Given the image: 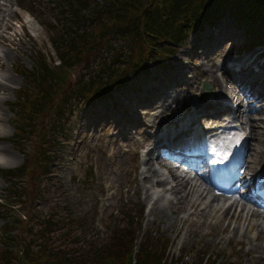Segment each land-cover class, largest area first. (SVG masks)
I'll use <instances>...</instances> for the list:
<instances>
[{
    "label": "rangeland",
    "instance_id": "obj_1",
    "mask_svg": "<svg viewBox=\"0 0 264 264\" xmlns=\"http://www.w3.org/2000/svg\"><path fill=\"white\" fill-rule=\"evenodd\" d=\"M76 1L0 0V245L4 231L15 236L20 233L29 239L36 227L33 219L56 211L58 215L54 218L59 223L48 228V242L60 245L65 251L77 249L80 257L86 246L90 251L114 242L117 245L113 256L123 258L119 250L124 245L115 237L129 227L131 236L126 240L134 242L132 257L148 246L154 253L161 251V257L165 254L167 257L163 258L172 263L180 259L187 264H203L207 258L208 264H264V252L253 248L254 244L264 242V234L252 239L256 230L250 228L248 235L252 240L243 239L244 218L234 217L240 224L238 234L234 235L235 220L218 222L211 212L200 213V207L188 205L170 212L169 202L175 198L164 191L170 186L164 182L148 189L157 179L153 169L167 175L170 168L163 164L169 161L153 157L151 151L140 152L142 147L148 150L151 146L156 127L180 128L178 117L182 121L192 119L187 128L193 124L204 127L206 114L191 112L198 104L210 101L204 98L208 93L202 90V83H210V77L204 71L201 73L198 66L211 68L228 93L237 90L235 66L230 68L228 64L237 59L240 75L255 77L257 89L261 90L264 47L237 52L235 46L243 38V29L225 14L190 33L167 62L158 57L142 75L130 73L126 85L113 92L112 97L89 104L74 94L75 88L86 84L87 77L95 81L102 75L105 77L106 73L98 67L103 56H110L111 61L114 56L110 53L121 58V54L129 55V50L123 39L115 44L113 34L107 33L106 41L102 35L92 50L84 56L79 54L69 68L59 65L62 50L72 46L67 40H77L80 24L72 17L71 10H79L81 16L84 12L81 7L91 11L97 7L92 0ZM94 27L98 32L99 27ZM214 33H220L219 38L209 42L208 37ZM224 33L225 37L220 39ZM116 57L109 62L111 68L122 66ZM46 64L54 68L55 75L66 80L56 79L55 75L37 80L36 69L45 70ZM224 67L228 72L223 71ZM159 89L162 92L154 100L142 99ZM213 89L216 91L218 87L213 85ZM45 93L49 96L46 101L42 99ZM29 97L43 105L38 118L32 120L27 117L28 105L20 102L22 99L31 102ZM253 102L264 110V100L256 98ZM248 114L256 120L245 158L257 172L264 169V112ZM56 121L63 124L64 138L52 151L47 142V145L42 143V138L44 132L52 133ZM17 127L24 128L19 136ZM34 146L51 154L46 161L47 170L27 164L31 154H36ZM22 166L28 167V171L6 172H16ZM156 204H166L165 217L152 212ZM233 210L229 213L233 214ZM29 217L32 220L28 221ZM19 218L25 221L18 224ZM182 218H186V223L177 220Z\"/></svg>",
    "mask_w": 264,
    "mask_h": 264
},
{
    "label": "trees",
    "instance_id": "obj_2",
    "mask_svg": "<svg viewBox=\"0 0 264 264\" xmlns=\"http://www.w3.org/2000/svg\"><path fill=\"white\" fill-rule=\"evenodd\" d=\"M92 1L97 4V7L92 11L81 7L80 9L84 10L81 16L79 10H71L72 17L80 24L77 29V40L75 42L67 40V43L72 46L66 51L62 50V54L58 56V64L63 65L64 69L69 68L79 54L84 56L91 51L102 35L106 41L107 33L113 34L115 44H118V41L121 42L122 39L126 42L130 57L121 54L120 58L110 53L109 55L114 56L111 61L116 57V60L122 64L119 68H111L109 65L111 61L108 60L110 56L101 58L98 67L103 74L106 73L105 77L102 78V75L98 81L87 77L88 82L74 90V94H79L89 104L112 97L113 92L119 91L126 85L130 73L136 76L142 75L148 71L150 63H156L158 57L167 62L169 55L175 52L178 45L185 43L190 33L202 28L208 22L213 23L225 14L232 17L238 28L241 26L243 29L240 50H247L254 46L264 47V0H103L102 3ZM76 2L81 3L82 1L77 0ZM94 26L99 27L98 32H95ZM107 43L110 44L108 41ZM85 44L88 46L83 49ZM44 69H36L37 80L55 75L56 71L51 66L46 64ZM55 76L63 82L66 80L62 76ZM47 94L45 93V97L42 98L44 101L49 98ZM29 98L31 102L26 99L20 102L28 105L30 114L27 117L32 120V117L38 118L37 113L41 111L43 105L41 102L38 105L35 98ZM76 101L78 102L77 99ZM59 111L60 108L56 109V115H59ZM17 128L20 131L16 129V135L19 136L24 128ZM63 129L62 122L56 121L50 135L43 133L42 143L47 142L53 151L54 146L64 138ZM34 148L36 154H31L32 157L30 156L31 159L29 157L27 164H32L36 169L47 170L46 161L50 159L51 154L46 151L41 152L37 146ZM39 155L41 158L38 157ZM28 169L22 166L17 168L16 172L13 170H6V172L18 174ZM57 215L56 211H51L46 216L33 219L32 223L36 227L29 239L20 233H16V237L4 231V238L0 245V264H187L180 259L174 263L171 260L168 262L163 258L167 257L165 254L161 257V251L154 253L149 250L148 246L147 250H138L135 257H132L134 242L126 240L127 236H131L129 227L123 231L122 235L117 234L115 237V240L124 245L122 250H119V252L122 251L123 258L113 256V250L117 245L114 242L90 251H87L86 246L80 257L76 254L77 249L65 251L60 245L48 242V228L52 224L59 223V219L54 218ZM19 219L18 224L25 221V219ZM29 220H32L31 217L28 218ZM123 234L126 237H122ZM203 264H208L207 258Z\"/></svg>",
    "mask_w": 264,
    "mask_h": 264
},
{
    "label": "bare ground",
    "instance_id": "obj_3",
    "mask_svg": "<svg viewBox=\"0 0 264 264\" xmlns=\"http://www.w3.org/2000/svg\"><path fill=\"white\" fill-rule=\"evenodd\" d=\"M8 2H10V0H7ZM7 4H5L6 6ZM199 69H201V73H203L202 71H204V75H207V77H210V83H212L214 86L216 85L218 87V89L216 91H214V89L212 88V91L209 92L206 97H204L205 99L210 100L209 102L207 101V103L205 104H198L197 106H195L193 108V110L191 111L192 114L193 113H197L200 111V113H211L212 111H215V109L218 108L219 106L223 105V100H222V96H224L227 100H232L235 98L236 100H239L238 103H236V100L234 101L237 105L236 107V111L238 117L241 119V123L245 124V125H250V134L248 133L249 137L251 138V131L252 134L255 133V128L254 127V122L256 120V117H250L248 113L250 114H259L264 112L263 108L260 107H255V102H253L256 98H260L261 100H264V85L260 86V89L262 87L261 90L257 89V87L259 86L258 83H255L256 81L251 80V81H245V79L241 78V80L235 82V90H230L227 92H225L223 90L222 84L219 82L218 78L215 76V73L213 72V70L211 68H204L203 65L198 66ZM231 68V65H230ZM206 69V70H205ZM225 70V72H228L227 68H223ZM151 79H154V77H152ZM245 81V82H244ZM245 83L247 84L246 88L243 89H239V84L241 86H243L242 84ZM213 87V86H212ZM245 87V86H244ZM162 92L161 89H159L157 92L152 93L153 95H149L146 97H142V99L144 100L145 98L149 99V100H154L155 99V95H157L158 93ZM253 100V101H251ZM197 102H198V98H197ZM233 102V103H234ZM190 114V115H192ZM175 116H177L176 114H174ZM181 118H178L176 121L180 120ZM193 122V121H192ZM245 129L247 130V128L245 127ZM173 130V129H172ZM171 128L167 129L166 133L168 132V134H166L165 136L161 135V137H159L160 141H165V142H169V144H175V145H180L182 143H184V140H186L187 143H190V139L189 134L188 135H184L183 138L177 136V133H174V131H172ZM162 131V130H161ZM160 131V132H161ZM201 130L198 129H194V131L192 132V135L197 134V132H199ZM175 134V135H174ZM256 151V150H255ZM1 153V150H0ZM257 153H259L257 151ZM248 154L251 155V152H249ZM252 156H254V154L252 153ZM1 157V154H0ZM245 161V159H244ZM243 161V163H244ZM148 162V160H146V163ZM250 162L247 160L245 161V166H244V173L245 174H251V172H253L254 170L250 168ZM242 169H243V165H242ZM255 169V168H254ZM153 171H155V176L157 177V179L152 182L154 183L153 186L149 187L148 189H155L156 187H158V185H161L165 182V184L169 185L170 187L168 188H164V191H167L168 193L174 195L175 200H171L170 203V212L175 213L176 209H181V208H187V206L189 205L190 207H200V213H203L205 215H207L208 212H211V214H213L212 216L216 218V221L221 222L223 219H229L230 220H235V218H237L241 213L239 212H245V215H243L244 218V223L243 225L245 226V230L243 232V234L241 235L243 239L249 240L251 241L252 239H257L258 237H260V235L264 234V215H262L261 213H259L258 211H254V210H250V211H243L244 209H246L244 206H242L243 202H242V196L240 193H234L232 194V197H230L232 199L231 204L229 205L228 208L225 207H220L217 205L218 201H219V197H216L214 195H211V191L207 189L206 186H203L204 188H202L200 185L196 184V183H192V179L198 180L199 183L202 185V177L200 176V174L198 173L199 171H193L194 174L196 176H198L197 178H193L189 175V177L187 175H183L180 174L178 172L175 171H170V173H159L158 171H156L155 169H153ZM166 175V176H164ZM160 176V177H159ZM163 176V177H162ZM158 191V190H156ZM159 192V191H158ZM147 193V191H146ZM148 195V193L146 194ZM210 198L209 201L205 202L204 199L206 198ZM194 198V199H193ZM193 199V201H192ZM223 203L225 201H222ZM216 203V204H215ZM233 204H235L234 210L231 212L233 214H230V210L232 209ZM202 205V206H201ZM237 205H241L237 206ZM237 207L241 208V211L236 210ZM249 210V209H246ZM166 211V204L163 205H157L153 208L152 212L154 214H156L157 216H162L165 217L166 215L164 214V212ZM237 211V213H236ZM194 212V211H192ZM235 212V213H234ZM191 214V213H189ZM176 216V215H175ZM235 217V218H234ZM159 218V217H158ZM262 219V220H261ZM179 220L182 224L186 223V218H182V219H177ZM240 228V224L236 221V224L233 227V233L234 235L238 234V230ZM251 229H255L256 233L255 235H253L250 239V236L248 235L249 230ZM252 248V246H251ZM254 249H258L260 250V252H264V242H260V244H254L253 245Z\"/></svg>",
    "mask_w": 264,
    "mask_h": 264
},
{
    "label": "water",
    "instance_id": "obj_4",
    "mask_svg": "<svg viewBox=\"0 0 264 264\" xmlns=\"http://www.w3.org/2000/svg\"><path fill=\"white\" fill-rule=\"evenodd\" d=\"M204 86V90H207V91H209L210 90V87H209V85L208 84H205V85H203Z\"/></svg>",
    "mask_w": 264,
    "mask_h": 264
}]
</instances>
